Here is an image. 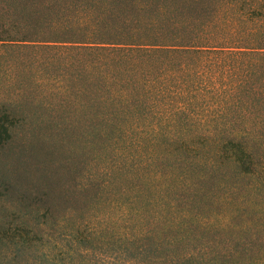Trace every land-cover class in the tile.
Segmentation results:
<instances>
[{"label": "trees", "instance_id": "trees-1", "mask_svg": "<svg viewBox=\"0 0 264 264\" xmlns=\"http://www.w3.org/2000/svg\"><path fill=\"white\" fill-rule=\"evenodd\" d=\"M0 149V264H264V0H0Z\"/></svg>", "mask_w": 264, "mask_h": 264}, {"label": "rangeland", "instance_id": "rangeland-1", "mask_svg": "<svg viewBox=\"0 0 264 264\" xmlns=\"http://www.w3.org/2000/svg\"><path fill=\"white\" fill-rule=\"evenodd\" d=\"M4 169L0 162V176L7 178L9 170ZM96 256L109 264H224L222 252L210 240L172 243L151 228L126 236L111 252L99 250Z\"/></svg>", "mask_w": 264, "mask_h": 264}]
</instances>
